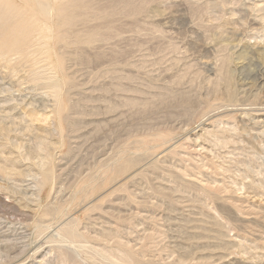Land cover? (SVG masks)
Instances as JSON below:
<instances>
[{
  "label": "rangeland",
  "instance_id": "374dc122",
  "mask_svg": "<svg viewBox=\"0 0 264 264\" xmlns=\"http://www.w3.org/2000/svg\"><path fill=\"white\" fill-rule=\"evenodd\" d=\"M0 20V264H264V0Z\"/></svg>",
  "mask_w": 264,
  "mask_h": 264
},
{
  "label": "bare ground",
  "instance_id": "6f19581e",
  "mask_svg": "<svg viewBox=\"0 0 264 264\" xmlns=\"http://www.w3.org/2000/svg\"><path fill=\"white\" fill-rule=\"evenodd\" d=\"M0 1H1V0H0ZM2 1H3V0H2ZM33 1H36V0H33ZM37 1H38V0H37ZM42 3H44V2H42ZM42 3L38 2V3H37V6L39 7V10L44 11V6H46V5H43ZM20 4H21V3H20ZM26 4H27V3H26ZM24 5H25V4H24ZM21 6H22V5H21ZM29 6H30V5H29ZM34 7H35V6H34ZM6 8H7V7H6ZM4 9H5V8H4ZM46 9H47V8H46ZM11 11H12V10H11ZM28 11H29V10H28ZM1 13H3V11H2ZM7 13H8V12H7ZM19 13H20V12H19ZM40 13H41V12H40ZM3 14H4V13H3ZM3 14H2V15H3ZM43 14H44V13H43ZM35 15H36V14H35ZM35 15H34V16H35ZM8 16H9V15H8ZM8 16H7V17H8ZM13 17H14V16H13ZM13 17H12V18H13ZM35 18H36V17H35ZM44 18H45V17H44ZM13 19H14V18H13ZM24 19H25V18H24ZM33 19H34V18H33ZM2 20H3V19H2ZM5 20H7V18H6ZM37 20H39V19H37ZM0 21H1V20H0ZM7 21H8V20H7ZM22 21H23V20H22ZM24 21H25V20H24ZM45 21L48 22L47 20H45ZM10 24H12V23L10 22ZM0 25H1V24H0ZM5 25H6V24H5ZM38 25H39V23H38ZM40 25H41V24H40ZM33 26H35V25H33ZM20 27L22 28V26H20ZM41 27H42V26H41ZM37 28H38V27H37ZM12 29H13V28H12ZM51 29H52V28H51ZM51 29H50V30H51ZM50 30H49V31H50ZM15 31H17V30H15ZM34 31H35V30H34ZM27 32H28V30H27ZM43 32H44V31H43ZM37 33H38V32H37ZM12 34H13V32H12ZM21 34H22V33H21ZM38 34H39V33H38ZM3 35H4V34H3ZM33 35H34V34H33ZM39 35H40V34H39ZM36 36H37V35H36ZM28 37H29V36H28ZM47 37H48V36H47ZM47 37H46V38H47ZM10 38H11V37H10ZM32 38H33V37H32ZM32 38H31V42H32ZM7 39H8V38H7ZM1 40L3 41V38H2ZM17 40H19V39L17 38ZM34 40H35V39H34ZM19 41H20V40H19ZM36 41H37V40H36ZM4 42H5V41H4ZM10 42H11V41H10ZM11 43H12V42H11ZM13 43H14V42H13ZM27 43H28V42H27ZM32 43H33V42H32ZM32 43H31V44H32ZM31 44H30V45H31ZM25 45H26V44H25ZM21 46H22V45H20V47H21ZM22 48H23V47H22Z\"/></svg>",
  "mask_w": 264,
  "mask_h": 264
}]
</instances>
